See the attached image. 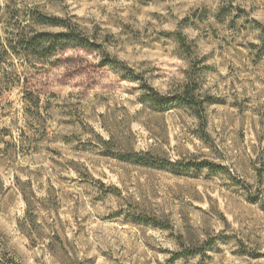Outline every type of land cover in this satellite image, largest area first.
Instances as JSON below:
<instances>
[{
  "label": "rangeland",
  "instance_id": "rangeland-1",
  "mask_svg": "<svg viewBox=\"0 0 264 264\" xmlns=\"http://www.w3.org/2000/svg\"><path fill=\"white\" fill-rule=\"evenodd\" d=\"M262 39L264 0H0V264H264Z\"/></svg>",
  "mask_w": 264,
  "mask_h": 264
},
{
  "label": "trees",
  "instance_id": "trees-1",
  "mask_svg": "<svg viewBox=\"0 0 264 264\" xmlns=\"http://www.w3.org/2000/svg\"><path fill=\"white\" fill-rule=\"evenodd\" d=\"M31 24L32 25H38V26H56V27H65L60 22H51V20L46 19L44 16L40 15V13L35 14V16H31ZM17 26L20 29V24L18 23ZM26 29L31 30L32 36L27 37L26 35ZM67 31V28H66ZM59 32L56 34H47L44 32H34L32 31V27L25 26L21 30H18V34L14 35V33H10L12 41H14L17 44V48L24 53L26 56H34V57H45L47 54H49V51H52V49L56 48L54 47L55 44L58 43V45L61 43L63 44V47H75L80 48L85 51H93L96 49L94 45L88 42V40H84L83 38H80L79 36H74V40L70 38L69 34L67 32ZM49 39V40H48ZM54 41V42H53ZM9 42V40H8ZM54 43V44H53ZM9 44V43H8ZM261 46L264 49V39H262ZM62 47L61 45L58 47ZM10 51H13V48L10 46ZM54 51V50H53ZM14 52V51H13ZM7 54V51H5ZM15 53V52H14ZM24 103L39 111L40 110V100L38 96L32 95V93H29L24 98ZM101 145L106 148L110 145V139L107 141H101ZM145 155L142 154H136L133 152H127L125 155L117 157L118 160H122L125 162H136V163H142ZM24 202L27 203L26 198L24 197Z\"/></svg>",
  "mask_w": 264,
  "mask_h": 264
}]
</instances>
